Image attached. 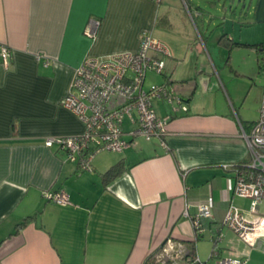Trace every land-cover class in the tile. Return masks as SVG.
<instances>
[{
    "label": "crops",
    "instance_id": "crops-1",
    "mask_svg": "<svg viewBox=\"0 0 264 264\" xmlns=\"http://www.w3.org/2000/svg\"><path fill=\"white\" fill-rule=\"evenodd\" d=\"M181 1L182 7L161 8L162 0H0V48L9 51L6 65L0 59V264H145L167 238L187 245L194 241L189 217L200 204L212 212L211 219L202 220V229L210 233V256L215 249L211 259H222L212 236L222 233L221 222L238 197L235 174L225 166L251 161L241 133H249L258 120L264 85L249 114L242 113V105L236 108L221 78L228 103H218L220 109L175 112L156 101L157 116L170 117L166 148L160 143L137 150L135 140L125 136L133 145L120 158H93L90 171L80 172L57 146H45L48 138L84 132L61 102L86 57L135 52L142 33L167 39L158 29L190 37L186 30L193 29L204 44L200 0ZM209 2L218 7L219 0ZM241 7L245 24L256 26L259 38L234 43L251 46L264 73V0ZM170 53L177 61L176 52ZM176 82L181 98L191 104L197 83L185 90V77ZM114 166L121 172L105 183L102 175ZM56 191L67 193L71 204L44 199ZM259 211L264 212V203ZM261 246L241 248L232 258L264 264Z\"/></svg>",
    "mask_w": 264,
    "mask_h": 264
},
{
    "label": "built area",
    "instance_id": "built-area-1",
    "mask_svg": "<svg viewBox=\"0 0 264 264\" xmlns=\"http://www.w3.org/2000/svg\"><path fill=\"white\" fill-rule=\"evenodd\" d=\"M88 35L91 36L89 32ZM8 54L6 47L0 48V59L4 65L7 64ZM170 57V50L149 33H142L135 52L115 53L106 59L86 57L75 70L69 90L61 102L83 124L84 132L76 136L48 138L45 146H57L65 154L66 161L76 164L80 172L90 171L93 158L103 151L122 153L131 147L133 142L124 140L125 136L132 140L142 137L146 142L159 139L162 147L166 148L164 138L170 117L157 116L154 103L162 101L179 112L187 111L185 101L169 78L165 77L164 84L149 90H145V83L148 73L164 74L165 59ZM241 139L250 152V163L245 169L233 166H225V169L235 174L234 194L251 200L252 206L243 212L230 205L222 225L251 248H257L261 243L264 253V213L259 211L264 203V98L258 120L249 133L242 131ZM44 199L60 206L71 204L65 192H47ZM189 218L196 241L197 235L203 232L202 220L212 218L210 206L198 205L196 214ZM217 239L221 241V234L217 235ZM145 264L210 263L202 261L196 250L187 244L167 238ZM213 264H248V258L220 259Z\"/></svg>",
    "mask_w": 264,
    "mask_h": 264
},
{
    "label": "rangeland",
    "instance_id": "rangeland-1",
    "mask_svg": "<svg viewBox=\"0 0 264 264\" xmlns=\"http://www.w3.org/2000/svg\"><path fill=\"white\" fill-rule=\"evenodd\" d=\"M209 1L213 0H200L199 2V5L204 9L202 11L203 15L205 14L206 26L204 29H198L203 34L204 44L200 42L197 35L195 37L193 29L187 28L186 30L187 32H192V37L187 35V33L178 35L171 31L157 30V33L167 38H158V40L169 50L175 51L177 55V61L172 59V57L165 59V71L167 75L173 72L170 80L173 82L175 89L179 85L176 81L181 77H185V82L183 83L185 87L183 89L185 90H192L197 83L198 88L195 90L194 100L191 104H184L188 111H194L197 106L200 109L210 108V105H213L214 109H220L218 103L224 101L228 103L221 89L219 80L221 78L226 88H229L230 92L235 96L236 99L233 100V103L237 105L236 108L242 105V113L248 112L249 114L253 105H255V101H257L260 86L264 85V73L258 69L255 50L249 46L234 45V42H248L254 41L257 37L259 38L255 34L258 31L256 26L249 27L245 24L247 19L241 6L245 2L246 4L250 2V0H236L233 7L228 5L225 8L219 5L220 3L223 4L225 0H219V3H217L218 7L210 5ZM240 1L242 4H240ZM166 5H171L172 7L183 6L181 0H162L161 8ZM234 72H237L239 77L232 76L235 74ZM229 75L231 76L228 77ZM253 80L255 83L251 86ZM164 82L165 78L163 75L148 73L145 90L162 85ZM174 106H177L176 103ZM168 108L172 110V106H168ZM153 145L160 147L159 139H153L150 142H145L142 137L135 139V148L137 150L148 151L152 149ZM127 154L130 156L134 154V151L131 149V152L129 151ZM121 155L118 152L103 151L94 158L107 160L112 157L120 158ZM210 190L211 188H209ZM233 206L249 210L252 206V201L235 197ZM203 233L204 235L197 243V255L202 260H205L210 257L212 243L209 240L210 233L205 229H203ZM221 236L222 239L217 246L218 250H221L222 257L220 258L222 259H233L232 254H234V251H240L241 248L249 251L256 249L249 247L229 228L222 227ZM245 256L248 257L247 255ZM217 260L220 259H210L208 262L213 264Z\"/></svg>",
    "mask_w": 264,
    "mask_h": 264
},
{
    "label": "trees",
    "instance_id": "trees-1",
    "mask_svg": "<svg viewBox=\"0 0 264 264\" xmlns=\"http://www.w3.org/2000/svg\"><path fill=\"white\" fill-rule=\"evenodd\" d=\"M160 19H161V17H160ZM226 37V36H225ZM234 45H240L239 43H234ZM242 45V44H241ZM262 45V44H261ZM261 45H252V47H256V48H258L259 46H261ZM251 47V46H250ZM262 48V50H264V46H262L261 47ZM163 76H164V74H163ZM164 77H166L167 79L169 78L170 79V76H164ZM165 78V79H166ZM249 163H241V164H238V165H234L233 166V168H235V169H245L246 167H247V165H248ZM232 171V170H231ZM121 172V170L119 169V166H114V167H112V168H110L109 169V171L108 172H106L105 174H103L102 175V179L104 180V182L105 183H107V182H109V181H111V180H113V179H115L116 177H117V175L119 174ZM24 225V223H22L21 225H18V227H21V226H23ZM221 226L223 227V225H222V222H221ZM203 233V232H202ZM202 233H200V234H198L197 235V240H199L200 238H201V236H202ZM218 234H221L220 233V231H218L214 236H212V242H213V244H214V247L219 243V241H218V239H217V235ZM196 240V241H197ZM196 241H192L189 245H187V246H189V247H191V249L192 250H195L194 248H195V242ZM192 245V246H191ZM213 247V248H214ZM216 248V247H215ZM213 254H215V249L213 250V252H212V254L211 255H213ZM210 257H212V256H210Z\"/></svg>",
    "mask_w": 264,
    "mask_h": 264
}]
</instances>
